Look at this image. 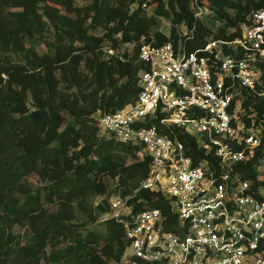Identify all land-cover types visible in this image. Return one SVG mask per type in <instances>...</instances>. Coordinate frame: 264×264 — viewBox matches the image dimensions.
I'll use <instances>...</instances> for the list:
<instances>
[{"label": "trees", "instance_id": "obj_1", "mask_svg": "<svg viewBox=\"0 0 264 264\" xmlns=\"http://www.w3.org/2000/svg\"><path fill=\"white\" fill-rule=\"evenodd\" d=\"M201 6L217 29L197 14ZM263 7L264 0H0V264H168L130 254L124 222L101 219L114 195L132 194L134 212L160 207L166 228L176 212L162 193L141 187L151 169L143 143L102 130L99 115L136 102L143 44L181 42L189 52L234 40ZM161 18L171 21L170 33L158 27ZM259 66L261 82L237 95L248 124V113L264 117V60ZM153 122L176 133L196 161L206 155L196 135ZM256 160L236 168L256 178Z\"/></svg>", "mask_w": 264, "mask_h": 264}, {"label": "built area", "instance_id": "obj_2", "mask_svg": "<svg viewBox=\"0 0 264 264\" xmlns=\"http://www.w3.org/2000/svg\"><path fill=\"white\" fill-rule=\"evenodd\" d=\"M250 19L241 37L210 40L189 52L181 42L143 44L147 66L136 102L99 115L102 130L143 143L151 169L141 187L162 193L176 212L174 227L166 228L169 217L160 207L134 212L132 194L114 195L101 219L124 222L130 254L168 264H264V198L256 193L264 194V117L248 113V124L237 97L241 87L261 82L264 7ZM224 43L243 54L226 53ZM156 118L196 135L206 155L196 161L176 133L148 124ZM256 156V178L243 177L236 165Z\"/></svg>", "mask_w": 264, "mask_h": 264}, {"label": "rangeland", "instance_id": "obj_3", "mask_svg": "<svg viewBox=\"0 0 264 264\" xmlns=\"http://www.w3.org/2000/svg\"><path fill=\"white\" fill-rule=\"evenodd\" d=\"M88 1H90V0H79V3H85V2H88ZM195 11L197 12V14L200 17L205 18L208 21V23H209V25L211 27H213L214 29H217L218 28L220 22L217 21V20H215V19H213V17L210 14V10L207 7H205V6L195 7ZM158 27L160 29L166 31L167 33H170L171 21L168 20V19L161 18L160 21H159ZM182 28H183L182 30H184V31L187 30V28L184 27V26H182ZM126 45H128L129 47H131L132 44H125V46ZM259 171H260V174H264V166H262V168L259 169ZM31 178L35 182V184H38L39 179L36 176H32ZM16 229L17 230H20L21 227L17 226Z\"/></svg>", "mask_w": 264, "mask_h": 264}]
</instances>
